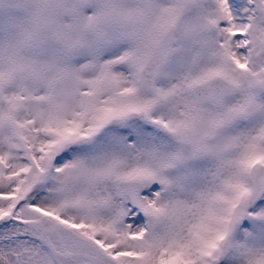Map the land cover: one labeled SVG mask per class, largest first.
<instances>
[{"label": "snow or ice", "instance_id": "1", "mask_svg": "<svg viewBox=\"0 0 264 264\" xmlns=\"http://www.w3.org/2000/svg\"><path fill=\"white\" fill-rule=\"evenodd\" d=\"M0 264H264V0H0Z\"/></svg>", "mask_w": 264, "mask_h": 264}]
</instances>
